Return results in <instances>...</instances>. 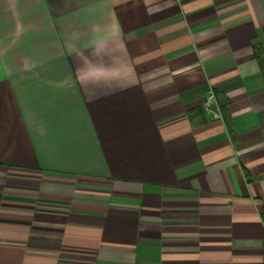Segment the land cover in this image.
Wrapping results in <instances>:
<instances>
[{
  "label": "crops",
  "instance_id": "crops-1",
  "mask_svg": "<svg viewBox=\"0 0 264 264\" xmlns=\"http://www.w3.org/2000/svg\"><path fill=\"white\" fill-rule=\"evenodd\" d=\"M0 264H264V0H0Z\"/></svg>",
  "mask_w": 264,
  "mask_h": 264
},
{
  "label": "built area",
  "instance_id": "built-area-1",
  "mask_svg": "<svg viewBox=\"0 0 264 264\" xmlns=\"http://www.w3.org/2000/svg\"><path fill=\"white\" fill-rule=\"evenodd\" d=\"M209 99H210V101L208 100L207 104H206V106H208V109H210L211 104H216V98H215L214 92L212 90L209 91ZM210 115L212 116L213 119L222 118V114H221V111L219 108H217V109L213 108L212 111H210Z\"/></svg>",
  "mask_w": 264,
  "mask_h": 264
}]
</instances>
